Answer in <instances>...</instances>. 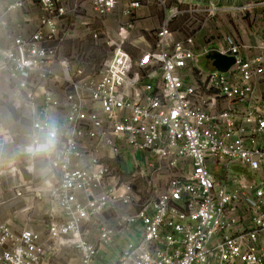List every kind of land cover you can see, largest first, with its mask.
I'll list each match as a JSON object with an SVG mask.
<instances>
[{
    "label": "built area",
    "instance_id": "1",
    "mask_svg": "<svg viewBox=\"0 0 264 264\" xmlns=\"http://www.w3.org/2000/svg\"><path fill=\"white\" fill-rule=\"evenodd\" d=\"M121 3L118 30L67 47L68 15ZM177 3L154 34L141 0L0 6V94L29 124L21 141L0 124V264H264L263 34L217 26L200 49L227 9ZM213 53L235 61L201 69ZM50 130L55 150L35 151Z\"/></svg>",
    "mask_w": 264,
    "mask_h": 264
},
{
    "label": "rangeland",
    "instance_id": "2",
    "mask_svg": "<svg viewBox=\"0 0 264 264\" xmlns=\"http://www.w3.org/2000/svg\"><path fill=\"white\" fill-rule=\"evenodd\" d=\"M20 0H0L1 3H13ZM22 1V0H21ZM34 4L38 3V0H31ZM84 0H80L82 3ZM191 3L199 4L201 6L205 5L207 2H214L221 7L226 8V12L219 14L214 20L210 21L207 26H205L200 36L201 39L200 46H206L213 38L217 37L213 34H219L218 28L221 29L222 33H241V32H258L264 33V0H186ZM77 2V1H76ZM73 3V1L71 2ZM142 9L140 14H144V19L146 20L148 27L151 29V34L157 31V28L163 23L165 19V7L170 10L178 5L177 0H141ZM164 3V4H163ZM123 3H121L115 10H113L109 15L103 17L93 16L92 11L88 6H83L76 14L68 15L64 25L68 29H72L71 34L75 31H80L76 33V37L70 39L67 42V47H71L76 43L80 42L84 45H91V36H84L83 31L87 28L97 30L103 34L109 32L113 33L118 30L121 24L126 20L123 15ZM162 4V5H161ZM245 6H250L248 10H244ZM184 8L186 6H183ZM181 8V7H180ZM183 8V9H184ZM182 9V8H181ZM92 17L95 23L92 26H86L82 23L90 20ZM189 16L184 14L178 18L173 19L171 22V28L183 30L186 20ZM218 20V24L215 21ZM72 24V25H71ZM143 26V22L141 23ZM32 29V28H31ZM33 30V29H32ZM144 33V31H142ZM95 54H100L99 48H94L92 50ZM213 62L208 59L207 56H201L199 58V66L203 70L212 69ZM0 100V124L14 131L17 134L19 141L22 140V135L29 127L22 117V112L15 111L9 101L10 91L6 87H3L1 92ZM12 155V154H11ZM11 182L7 180L5 185L8 186ZM8 216L7 210H1L0 216ZM76 256V253L62 252L51 259V264H67L72 258Z\"/></svg>",
    "mask_w": 264,
    "mask_h": 264
},
{
    "label": "crops",
    "instance_id": "3",
    "mask_svg": "<svg viewBox=\"0 0 264 264\" xmlns=\"http://www.w3.org/2000/svg\"><path fill=\"white\" fill-rule=\"evenodd\" d=\"M63 2H66V0H62ZM14 3V2H13ZM8 4H12V3H1L0 2V6H5V5H8ZM24 14H27V10H25L24 11V13H19V15H15V16H13V18H16L17 17V20L20 22L21 21V24L23 25V22H24V19H25V16H24ZM142 17H144V14L143 13H141L140 14ZM27 16V15H26ZM142 23V22H141ZM140 23V24H141ZM36 24H37V22H35L34 24H32V26L31 25H29V26H31L30 28H32L33 30H35V28H36ZM142 25H141V27L139 28V30L142 32L143 30H142ZM139 30H137L134 34H133V36L134 37H137L138 36V32H139ZM201 34V33H200ZM200 34L198 35V38H197V45L199 46V48L201 49V48H204V47H207V46H200V44H201V39L203 38V37H201L200 36ZM73 38H75L76 36H72ZM147 38L148 39H151V37L147 34ZM261 39L264 41V33H263V35H262V37H261ZM214 66H213V64H212V68H213ZM8 152L10 153V155L12 154L13 155V153H14V149L12 148V147H10V148H8ZM13 152V153H12Z\"/></svg>",
    "mask_w": 264,
    "mask_h": 264
},
{
    "label": "water",
    "instance_id": "4",
    "mask_svg": "<svg viewBox=\"0 0 264 264\" xmlns=\"http://www.w3.org/2000/svg\"><path fill=\"white\" fill-rule=\"evenodd\" d=\"M208 59L213 62V66L219 71H227L234 63V58L223 56L219 53H213L208 55Z\"/></svg>",
    "mask_w": 264,
    "mask_h": 264
},
{
    "label": "clouds",
    "instance_id": "5",
    "mask_svg": "<svg viewBox=\"0 0 264 264\" xmlns=\"http://www.w3.org/2000/svg\"><path fill=\"white\" fill-rule=\"evenodd\" d=\"M55 150V131L54 130H50L45 138H44V142L39 144L35 151L39 152V153H43L45 155H48L50 153H52Z\"/></svg>",
    "mask_w": 264,
    "mask_h": 264
}]
</instances>
